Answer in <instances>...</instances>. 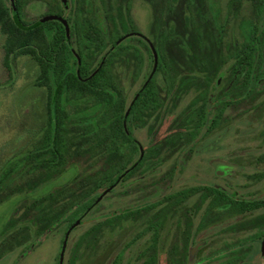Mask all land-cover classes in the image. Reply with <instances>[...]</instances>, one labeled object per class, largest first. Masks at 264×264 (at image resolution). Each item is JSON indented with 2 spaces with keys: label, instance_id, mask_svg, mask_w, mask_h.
<instances>
[{
  "label": "rangeland",
  "instance_id": "rangeland-1",
  "mask_svg": "<svg viewBox=\"0 0 264 264\" xmlns=\"http://www.w3.org/2000/svg\"><path fill=\"white\" fill-rule=\"evenodd\" d=\"M55 1L37 0L31 3L24 13L25 21L32 23L46 17ZM70 1L67 0V3ZM230 1L196 0L193 11L203 16L209 43L222 42L224 53L232 57L237 46L249 36L253 16L250 5L245 4L239 17H231ZM5 2L11 7V0ZM154 3L157 2L154 0ZM186 9V0L176 1L173 13L166 6L152 4L151 0L135 1L133 25L130 26L132 32L137 33L136 38L126 40L124 45L139 50L144 64L141 69L136 51H133L131 55L120 58L114 68L118 81L125 89L128 106L152 72L155 19L161 17L168 25L174 26L176 33L180 30L183 32L181 17ZM65 16L66 20L69 14ZM260 32L264 39V11ZM4 44L5 38L0 33V176L8 169L16 168L23 158L42 152L49 122L48 90L35 87L39 74L37 64L30 57L21 56L12 61L9 71L4 65ZM172 55L178 63L183 58L178 52ZM213 55L219 57L221 53L217 51ZM257 66L255 80L258 84L252 93V88H241L236 93L231 91L233 85L228 82L229 75L221 85H217L220 76L214 74L209 81L198 77L195 86L187 78L186 86L191 88L173 96L168 94L164 76H158L165 109L145 128H132V133L143 151L158 146L159 156L120 184L114 192L104 195L82 222L75 224V229L57 223L54 231L36 237V216L41 215L42 210L41 207L34 212L28 210L34 201L48 193H56L67 182L83 177L88 170H98L100 167L94 168L89 158L72 162L59 178L41 186L34 193L12 194L9 190L7 194H1L0 242L3 233L17 236L22 232L19 236L22 247L14 243L17 245L2 251L0 264H114L117 258H120L119 264H139L137 256L140 250L149 246L151 235L146 229L152 215H182L180 218H167L160 229V263L167 264L170 248L184 242V232L194 231L202 215L226 212L227 208L210 210L211 187H220L241 199L259 198L264 186V178H261L264 174V161L261 160L264 155V42ZM179 71L191 73L187 67ZM226 71L223 69L220 74ZM210 95L215 101L232 100L239 103L225 112L217 131L207 134L206 138L200 137L194 146H185V139L175 144V129L180 125L179 119L183 113L196 101L201 105L204 98ZM216 103L211 105L209 124L219 113L220 105ZM68 110L73 115L74 109L70 107ZM222 165L227 167L225 173L220 169ZM12 184L9 181L7 186L10 188ZM197 189L204 192H193ZM188 193L189 197L186 196ZM164 197L166 201L160 203L158 208L153 211L148 208ZM139 209L143 211L137 218H134L136 215H128L131 218L119 220L124 216L121 215L123 212L135 213ZM25 215L30 217L25 218ZM190 217L194 218L192 223L189 222ZM211 217L206 216L204 222H212ZM182 218L186 220L181 227ZM12 220L17 225L10 231L8 223ZM213 223L201 232L205 234L204 239L208 244L198 258L208 255L220 243L214 236L216 223ZM27 226L31 240L25 238L27 231H22ZM25 242L27 244L23 246Z\"/></svg>",
  "mask_w": 264,
  "mask_h": 264
},
{
  "label": "trees",
  "instance_id": "trees-1",
  "mask_svg": "<svg viewBox=\"0 0 264 264\" xmlns=\"http://www.w3.org/2000/svg\"><path fill=\"white\" fill-rule=\"evenodd\" d=\"M35 1L11 0L9 7L5 0H0V33L5 38L4 65L9 71L12 61L21 56L30 57L38 66L35 87L46 88L49 93L48 135L42 152L30 154L20 160L16 168L3 172L0 176V195L7 194L9 190L12 194L34 193L59 178L76 160L89 158L94 168L100 167L88 170L83 177L67 182L56 193H48L33 202L29 212L39 207L42 210V214L36 216V237L54 231L57 223L75 229V224L82 222L105 192L112 188L108 194L114 192L120 184L159 156L160 148L156 146L143 151L141 158L142 145L132 134V128H145L165 109L158 76H164L168 94L173 96L191 88L186 86L187 78L195 86L198 77L209 81L214 74L222 76L223 69L231 70L237 78L235 93L241 88H252V93L258 84L255 79L264 42L260 32L264 0L230 1L231 17H239L247 2L253 16L249 36L237 46L234 59L224 53L222 42L210 44L207 40L208 28L203 16L193 11L196 0H186L188 9L181 17L183 32L176 33L173 25L157 17L152 72L129 106L125 89L118 81L114 68L120 58L131 55L133 51H136L141 69L144 64L139 50L124 45L126 40L136 38L137 33L132 32L130 26L133 25L132 10L136 0H71L67 4L56 0L50 14L29 23L25 21L24 13ZM155 1L173 13L178 0ZM151 2L157 4L154 0ZM66 14H69L66 19L70 27L69 36L61 21L65 20ZM217 51L221 53L219 57L213 55ZM175 52L183 57L179 63L172 55ZM182 67H187L191 73L180 72ZM241 78L242 82L239 81ZM217 101L210 95L204 98L201 105L197 101L192 104L179 119L174 143L185 139V146L192 147L199 139L217 130L223 113L209 124L211 105ZM70 107L74 109L73 115L68 110ZM261 160L264 161V155ZM9 181L13 182L10 188L7 186ZM193 192L200 193L201 190ZM189 194L186 196L189 197ZM229 196L222 190L211 191L210 210L227 208L228 211ZM229 210L245 212L248 207L240 202ZM121 215L124 216L119 220L130 218L128 215H134V212L125 211ZM28 217L30 215H25V218ZM16 223L15 220L8 223L10 231ZM22 231H27L26 239H32L28 226ZM21 233L17 236L3 233L0 253L8 251L13 245L22 247Z\"/></svg>",
  "mask_w": 264,
  "mask_h": 264
},
{
  "label": "flooded vegetation",
  "instance_id": "flooded-vegetation-1",
  "mask_svg": "<svg viewBox=\"0 0 264 264\" xmlns=\"http://www.w3.org/2000/svg\"><path fill=\"white\" fill-rule=\"evenodd\" d=\"M245 4L249 3L247 2ZM234 56L235 54L232 55L231 58L234 59ZM227 75H229L230 80L228 82L233 85L231 87V91H234L237 78L233 76L231 70L229 71L227 69L226 73H222V76H220V78L217 80V85H221L222 80H225ZM146 80L144 81L142 87L145 85ZM241 80L242 78L239 81ZM244 80L246 79L244 78ZM142 87L137 92L135 98L138 96ZM218 101L219 102L216 103L220 105L218 115L223 113V117L225 112L229 109H232V106L235 104V102L232 100ZM226 168V165H222L220 167L222 173H225ZM261 178H264V174L261 176ZM211 189L213 192L216 190L225 191L224 189L217 186L211 187ZM229 195L230 206H228V211L224 213H218L217 215H202L200 218V223L198 224V227L194 229V231L191 229L190 231L184 232V242H181L182 244H180V246L177 244V246L170 248L167 264H264V255L262 254V246L264 242V186L262 194L259 198L241 199L234 194ZM162 200L165 202L166 198L164 197ZM160 201L161 200L157 201L148 208H150L151 211L155 210L160 205ZM240 202L246 203L248 211L238 212L229 210V208H235L236 203ZM142 211L143 209L137 210L134 213V215H136L134 218H137ZM181 216L182 215H152L146 229V232L151 235L149 246L143 250H140V253L137 256V259H139V264H161V249L159 246L160 229L165 225L167 218H180ZM206 216H213L211 217L212 222L216 223V226L213 228V230L216 232L214 236H216L217 240H220V243L215 245L212 248V251H209L210 253L208 255L198 258L199 253L208 244L204 239L205 234L201 232L204 230V228L212 224L211 221L204 222ZM181 220H183L181 222L182 227L183 222L186 219L182 218ZM193 220L194 218L190 217L189 222L192 223ZM119 262L120 258H117L114 264H119Z\"/></svg>",
  "mask_w": 264,
  "mask_h": 264
},
{
  "label": "water",
  "instance_id": "water-1",
  "mask_svg": "<svg viewBox=\"0 0 264 264\" xmlns=\"http://www.w3.org/2000/svg\"><path fill=\"white\" fill-rule=\"evenodd\" d=\"M61 1H62L64 4H67V0H61ZM61 21L63 22V24H64V26H65V28H66L67 35L69 36V35H70V28H69V25H68L67 21L64 20V19H62ZM125 39H126V37H125L123 40H125ZM123 40L119 41L118 44H120ZM152 48H153V46H152ZM153 52H154V48H153ZM141 151H142V155H141V158H142L144 152H143V149H142ZM111 190H113V188L110 189V190H108L107 192H105L104 195L108 194ZM104 195H103V196H104ZM103 196L101 197V199L103 198ZM68 237H69V235H67V238H68ZM66 245H67V243H65V245H64V248H65V249H66ZM262 254L264 255V242H263V246H262ZM62 258H63V255H62Z\"/></svg>",
  "mask_w": 264,
  "mask_h": 264
}]
</instances>
